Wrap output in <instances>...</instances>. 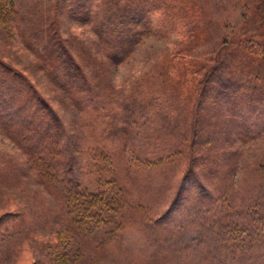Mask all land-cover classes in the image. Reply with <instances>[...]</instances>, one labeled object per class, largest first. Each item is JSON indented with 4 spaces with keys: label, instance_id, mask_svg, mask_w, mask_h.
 Segmentation results:
<instances>
[{
    "label": "rangeland",
    "instance_id": "1",
    "mask_svg": "<svg viewBox=\"0 0 264 264\" xmlns=\"http://www.w3.org/2000/svg\"><path fill=\"white\" fill-rule=\"evenodd\" d=\"M165 1L187 38L151 33L113 64L82 0H0V91L22 93L2 102L32 100L16 117L0 114V264H264V70L254 64L264 54L238 42L264 47V0ZM176 51L203 61L199 79L213 65L242 83L250 104L185 91L164 64ZM69 60L86 83L68 80L64 91L51 65L69 70ZM75 183L115 187L121 221L73 223ZM234 221L262 235L232 254L223 232Z\"/></svg>",
    "mask_w": 264,
    "mask_h": 264
},
{
    "label": "trees",
    "instance_id": "2",
    "mask_svg": "<svg viewBox=\"0 0 264 264\" xmlns=\"http://www.w3.org/2000/svg\"><path fill=\"white\" fill-rule=\"evenodd\" d=\"M83 4L81 7L83 9H79L84 16V19H87L95 28L96 32L103 35L102 42L103 48L107 50L106 54H104L105 58L109 62H113V64L120 62L124 57H126L133 49V47L144 37L148 36L151 33L167 35L168 33L178 30L184 38H187V31L183 30L180 25H178L180 21V16L174 12L172 6L168 5L165 0H82ZM168 7V9H166ZM172 7V8H171ZM107 40V41H105ZM246 47H252L251 52L258 53L259 51L264 54V47L262 45H249L243 39H239L238 42H241ZM56 47L60 46V41H55ZM230 45L227 44L225 48H221L222 52H228L230 50ZM55 47V48H56ZM245 49V47H244ZM255 49V50H254ZM259 52V53H260ZM225 54V53H224ZM171 58L167 60L164 64L169 69L170 75L180 77L183 79L184 90H190L191 88H197L198 95L203 98L204 102L215 100H223L232 108V103L235 100H241L243 103L252 101L250 97L247 99L248 95L242 94L241 89L243 88V84L240 82H228L222 78V76H218L217 70L220 69L217 66L208 65L205 69L208 74H210L206 80L199 79L194 71L202 70L204 67L203 61L193 59L190 60L188 57L184 56L179 52L172 53ZM262 60H258L254 62L256 65V71L264 70V57H261ZM68 60V59H67ZM190 60V61H189ZM3 63L0 61V68H3ZM51 68H54L56 71L55 74H52L51 77L54 79V82L58 84L62 90L67 91L68 80L69 81H80V83L85 84L84 75L83 81L80 77L82 74L78 69V64L75 61L69 60V66L66 67L69 70L61 69V67H54L51 65ZM222 68V67H221ZM69 72V73H68ZM262 72V71H261ZM9 74V73H8ZM7 71L4 72L3 75H8ZM60 74V75H59ZM207 74V75H208ZM259 75V73H257ZM102 77V72H100ZM78 77V78H77ZM218 77V78H217ZM216 80V84H209L212 81ZM63 81V82H62ZM27 83V82H26ZM28 84V83H27ZM26 84V85H27ZM205 84V85H204ZM30 87V85L28 84ZM79 86V85H78ZM193 86V87H192ZM197 86V87H196ZM205 86V87H204ZM73 87V86H72ZM31 88V87H30ZM77 88V87H76ZM184 91V92H185ZM210 91V95L208 92ZM227 91V92H225ZM34 96L35 93L31 90ZM6 94V99L11 101L19 96L21 91L11 93L9 89L3 88L0 91V111L3 113L1 116H4V120L9 116L16 117V115L22 113L23 109L27 108V105L32 104V100L28 99V102H23L22 104L14 105V104H5L6 107L11 108L12 113H8L6 107H4L2 102L3 94ZM186 94V93H185ZM146 95H148L146 93ZM216 95V96H215ZM111 98L115 97V94L110 95ZM149 96V95H148ZM147 96V97H148ZM142 96L136 97V103L140 100ZM146 97V96H145ZM206 98V99H205ZM245 100V101H244ZM143 102V100H142ZM203 102V103H204ZM135 103V104H136ZM202 104L201 102L196 104ZM130 105L131 110L139 111V108L135 107V105ZM137 106V105H136ZM26 107V108H25ZM42 107V106H40ZM230 108V109H231ZM249 109V107H248ZM38 109H36L37 112ZM234 109L232 111H235ZM6 112V113H5ZM27 115L25 118L27 120ZM45 122V121H44ZM46 124V123H45ZM51 126V123L48 121L47 128ZM51 128V127H50ZM44 138L43 140H45ZM176 150V149H175ZM170 153V152H169ZM172 153V152H171ZM56 165L55 167H57ZM57 177V173L55 174ZM113 181V180H112ZM81 187L80 184H74V186L68 188V195H66V209L67 213L72 216V222L78 223L80 226H90L95 225V227H100L103 229L111 227L113 222L119 223L121 220L117 218L118 213L123 205V198L118 191L115 190V187L108 189H98V190H82L79 189ZM245 205V203H243ZM247 207V206H246ZM224 208H221L222 212ZM249 213L250 210H249ZM252 213H261L259 208L253 209ZM257 215H255V219L252 223L258 224L256 221L258 220ZM169 216V214H168ZM117 218V220H116ZM164 218L160 220H155L154 223H162ZM223 221V219H222ZM166 222V221H165ZM232 222V221H231ZM225 223V221H224ZM238 222L235 221L233 223H229L223 233H227V239L232 243L233 249H230L233 253H236L237 248H241L243 246V240L250 239L254 233L258 235L261 232L256 231L254 229H259L260 227H251L249 230L247 227H238ZM246 231V235L240 234L241 232ZM264 236V234H263ZM217 247H224L225 239L223 234L219 235ZM247 237V238H246ZM252 240V239H251ZM225 248H220V252L226 254ZM260 252L256 253L255 256H259ZM205 258V257H204ZM214 261L210 259V261Z\"/></svg>",
    "mask_w": 264,
    "mask_h": 264
}]
</instances>
